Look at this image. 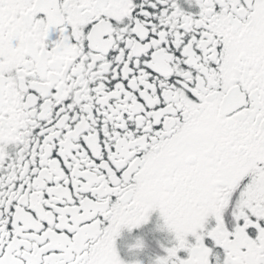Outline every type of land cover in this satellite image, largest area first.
<instances>
[{"label": "snow or ice", "instance_id": "obj_1", "mask_svg": "<svg viewBox=\"0 0 264 264\" xmlns=\"http://www.w3.org/2000/svg\"><path fill=\"white\" fill-rule=\"evenodd\" d=\"M187 3L0 0V264H264V0Z\"/></svg>", "mask_w": 264, "mask_h": 264}, {"label": "flooded vegetation", "instance_id": "obj_2", "mask_svg": "<svg viewBox=\"0 0 264 264\" xmlns=\"http://www.w3.org/2000/svg\"><path fill=\"white\" fill-rule=\"evenodd\" d=\"M182 7L188 11L198 12V5H189L187 0H179ZM174 234L164 227V220L159 210L152 212L147 223L129 230L123 228L117 238L116 246L121 258L126 264H135L137 260L142 264H154L157 256L165 254V247L170 246ZM142 243V247H135Z\"/></svg>", "mask_w": 264, "mask_h": 264}, {"label": "clouds", "instance_id": "obj_3", "mask_svg": "<svg viewBox=\"0 0 264 264\" xmlns=\"http://www.w3.org/2000/svg\"><path fill=\"white\" fill-rule=\"evenodd\" d=\"M137 244H139V243H137Z\"/></svg>", "mask_w": 264, "mask_h": 264}]
</instances>
